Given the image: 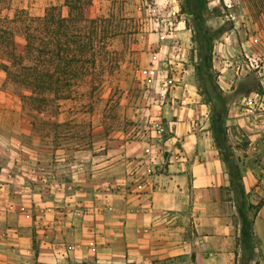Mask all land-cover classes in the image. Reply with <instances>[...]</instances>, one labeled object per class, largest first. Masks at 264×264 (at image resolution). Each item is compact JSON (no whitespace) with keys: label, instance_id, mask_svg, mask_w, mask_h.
<instances>
[{"label":"crops","instance_id":"obj_1","mask_svg":"<svg viewBox=\"0 0 264 264\" xmlns=\"http://www.w3.org/2000/svg\"><path fill=\"white\" fill-rule=\"evenodd\" d=\"M156 18L142 20L116 123L92 122L85 143L42 144L0 91V264H264V90L237 92L213 65L220 147L191 18Z\"/></svg>","mask_w":264,"mask_h":264},{"label":"trees","instance_id":"obj_2","mask_svg":"<svg viewBox=\"0 0 264 264\" xmlns=\"http://www.w3.org/2000/svg\"><path fill=\"white\" fill-rule=\"evenodd\" d=\"M15 1L0 0V72L20 98L22 112L45 124L44 112L56 116L59 102L70 99L76 90L84 88L92 94L99 88L103 74L114 64L109 45L121 35L120 19L112 12L103 15L98 0H62L40 17L13 9ZM184 2L181 11L191 18L197 45L196 73L201 86H210L221 105L214 128L216 143L224 148V99L211 81L214 38L203 24L201 0ZM252 8L264 14V0H253ZM223 161L235 178L228 153Z\"/></svg>","mask_w":264,"mask_h":264},{"label":"rangeland","instance_id":"obj_3","mask_svg":"<svg viewBox=\"0 0 264 264\" xmlns=\"http://www.w3.org/2000/svg\"><path fill=\"white\" fill-rule=\"evenodd\" d=\"M61 1L16 0L13 2V9L25 10L31 17H40L46 8ZM252 2L253 0H201L203 24L210 29V35L214 38L212 67L215 64L219 70L222 67L232 70V77L237 81V92L264 90V14L257 13L252 8ZM98 3L103 15L112 12L119 17L117 25L122 32L110 42L109 49L114 64L111 70L105 71L95 92L90 94L84 88L76 90L70 99L59 102L56 116H52L49 111L44 112L41 117L49 123L41 124L35 120V116L22 112L20 98L13 87L4 83V75L0 76V91L19 99L22 119L27 122L35 121L36 134L42 144H69L74 134L85 143L89 138L92 122L100 125L115 124L118 99L122 93L120 87L126 85L125 79L130 76L136 63L137 34L142 27V20L147 17L155 21L157 13L171 12L185 6L184 0H98ZM189 20L191 23V19ZM172 22L170 18L167 23L170 26ZM217 74L213 69L211 81L214 85ZM200 89L202 94H207L205 100H210L220 111V104L211 87L204 88L200 83ZM60 122L63 125L58 124Z\"/></svg>","mask_w":264,"mask_h":264},{"label":"built area","instance_id":"obj_4","mask_svg":"<svg viewBox=\"0 0 264 264\" xmlns=\"http://www.w3.org/2000/svg\"><path fill=\"white\" fill-rule=\"evenodd\" d=\"M259 183L261 184V183H264V174H263V176L262 177H259Z\"/></svg>","mask_w":264,"mask_h":264}]
</instances>
